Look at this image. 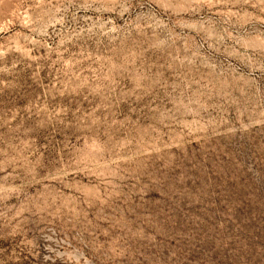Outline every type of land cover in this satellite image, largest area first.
Wrapping results in <instances>:
<instances>
[{"label":"rangeland","instance_id":"rangeland-1","mask_svg":"<svg viewBox=\"0 0 264 264\" xmlns=\"http://www.w3.org/2000/svg\"><path fill=\"white\" fill-rule=\"evenodd\" d=\"M0 264H264V0H0Z\"/></svg>","mask_w":264,"mask_h":264},{"label":"bare ground","instance_id":"bare-ground-1","mask_svg":"<svg viewBox=\"0 0 264 264\" xmlns=\"http://www.w3.org/2000/svg\"><path fill=\"white\" fill-rule=\"evenodd\" d=\"M213 3V2H212ZM211 4V3H210ZM211 6V5H210Z\"/></svg>","mask_w":264,"mask_h":264}]
</instances>
